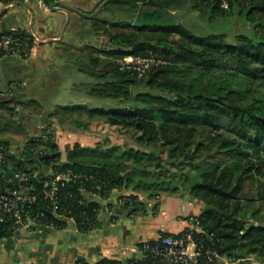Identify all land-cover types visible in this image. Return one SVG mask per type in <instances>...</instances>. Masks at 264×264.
<instances>
[{
	"label": "trees",
	"instance_id": "16d2710c",
	"mask_svg": "<svg viewBox=\"0 0 264 264\" xmlns=\"http://www.w3.org/2000/svg\"><path fill=\"white\" fill-rule=\"evenodd\" d=\"M178 10L192 11L198 20L205 15L212 22L230 20L233 28L239 17L245 28H232L231 39V31L200 29L198 34L197 25L186 27L175 18ZM75 15L88 22L81 25L83 34L102 36L109 46L69 44L76 49L68 59L83 70L107 74L109 79L93 90L118 105L65 109H83L130 130L135 146L75 143L61 160L50 135L27 137L17 153L8 154L0 193L18 187L14 174L23 173L36 195L28 209L37 215L35 229H62L72 220L88 232L100 207L84 192L107 198L113 189H129L134 193L118 198L134 214L144 207L138 192L157 200L151 191H167L214 208L187 217L198 220L195 238L204 247L239 264H250V256L264 264V0H109L94 17ZM127 55L154 56L163 63L138 77L120 69L117 59ZM132 86L144 90L132 94ZM22 104L0 98V131L17 132L14 105ZM0 142L9 146L7 139ZM53 188L52 198H45L44 190ZM9 226L4 224L3 236L12 234ZM144 261L150 263V257L128 264ZM79 262L123 264L105 258Z\"/></svg>",
	"mask_w": 264,
	"mask_h": 264
},
{
	"label": "crops",
	"instance_id": "0c3cea01",
	"mask_svg": "<svg viewBox=\"0 0 264 264\" xmlns=\"http://www.w3.org/2000/svg\"><path fill=\"white\" fill-rule=\"evenodd\" d=\"M58 1L82 10V0ZM24 3L26 7L18 3L6 7L0 0V34L14 29H25L30 30L37 39L27 56L0 57V94H2L0 98L14 97L15 100L23 103L14 106L13 118L19 124L17 132H21L26 138L41 136L47 124L56 126L54 121L56 119L60 125L74 126L59 129L56 126L52 128L53 137L50 135L58 147L61 160H65L66 148L72 147L75 143L82 147H95L84 145L80 140L84 138L81 132L90 130L93 115L96 116L83 109L70 111L65 109L77 105L93 107L84 103L85 97H82L81 102L77 104L69 102L60 105L54 100L59 98V89L65 81L64 76L69 74L74 77L77 70L90 72L79 68L68 59V54L75 49L69 48L71 42L67 45L66 40L72 35L70 33H75L77 29L79 37L87 45H93L96 36L83 34L80 20H74L75 13L70 12V21L65 33L61 40L54 41L53 39L61 36L66 13L61 9H50L42 0H25ZM72 20L75 25L70 27ZM71 86L74 89L78 85L72 82ZM83 96H85L84 92ZM46 102L50 107L42 111V104ZM32 104H36L41 109V112L36 114L39 119L34 120L35 113L29 108ZM21 110L24 112L23 115H17ZM76 113H84L88 119L75 118ZM23 118H28L30 123L27 124L28 122ZM32 120L34 122H31ZM79 122H85L86 127L79 126ZM80 135V139L77 140ZM129 193L134 192L129 189H113L107 198H102L84 192L87 200L97 202L100 207L95 227L88 232L78 230L72 220H69L62 229L44 227L29 232L16 230L10 236H3L2 232L0 264H79V261L94 263L104 258L128 264L140 258L141 242L154 240L162 233L176 235L186 227L187 217L198 214L203 208L201 202L190 201L178 194H166L155 200L149 198L147 194L142 195V192H138V198L141 203L143 202L144 207L142 208L141 205V210L130 214L127 208L122 207L118 198ZM156 202L157 206H155ZM248 259L250 264H260L254 256ZM214 264H239V261L219 256Z\"/></svg>",
	"mask_w": 264,
	"mask_h": 264
},
{
	"label": "built area",
	"instance_id": "2783aa9c",
	"mask_svg": "<svg viewBox=\"0 0 264 264\" xmlns=\"http://www.w3.org/2000/svg\"><path fill=\"white\" fill-rule=\"evenodd\" d=\"M1 1L8 7L17 1L24 2L25 0ZM222 5L226 7L225 3ZM27 33L18 29L1 33L0 57L27 56L36 43L34 38ZM117 61L121 70L135 73L137 76H142L149 69L163 63L160 58L142 55H127ZM48 133H43L41 136L46 138L50 134ZM9 152V146L0 142V171L7 161ZM67 176V174L62 175L64 179ZM14 178L19 182L18 187L7 193H0V222L3 226L5 223H10L9 227L13 231H33L37 226L35 221L37 215L33 217L28 209L36 199V195L31 192L32 186L24 183L27 179L23 173L16 172ZM54 190L55 188L44 190V197L52 198ZM198 230V220L195 217H190L185 230L180 235L164 234L154 240L141 242L139 246L140 258L150 257V263L144 261L141 264H214L219 255L215 250L204 247L203 243L195 238V233Z\"/></svg>",
	"mask_w": 264,
	"mask_h": 264
},
{
	"label": "rangeland",
	"instance_id": "374dc122",
	"mask_svg": "<svg viewBox=\"0 0 264 264\" xmlns=\"http://www.w3.org/2000/svg\"><path fill=\"white\" fill-rule=\"evenodd\" d=\"M102 0H82V11L88 12L87 10H93L97 7V5L101 2ZM120 12L116 11L114 12V16H117ZM76 14V13H75ZM73 15V18H77L76 15ZM196 14V13H195ZM175 18L181 22L183 25H185L186 27H194L193 30L195 33H201L199 30L203 29V30H210V31H218V32H229L232 30L233 25L230 20H221L220 22V17L215 20L214 22L210 21V19L208 18V15L203 16L200 20L197 19V16L193 14L192 11H185V10H178L175 13ZM80 20V19H79ZM220 22V23H219ZM80 25L87 27L88 26V22H84L80 20ZM79 28V26H78ZM245 27L241 22V19L239 17L236 18V22H235V26L233 28V31H237L239 29L243 30ZM233 31L230 32L229 34V38L231 39V37L233 36ZM79 30L77 29L75 31V33H70L72 34L71 36H69L66 40L67 45L71 42V44H73V46L76 45V47H81L83 40L79 37L78 35ZM71 40V41H70ZM73 40V41H72ZM105 42V38L102 36H96L95 39V43L94 45H96L98 48H103L102 44H100L99 42ZM70 44V45H71ZM90 44V43H89ZM70 48V47H69ZM75 48V47H74ZM76 49V48H75ZM118 60V59H117ZM118 62V61H117ZM78 69V68H77ZM92 71L88 72V73H84L80 72V71H75V76L73 77L72 75H67L63 77V86L59 89L60 93H59V98H56L54 100H57V102L60 103V105H66L69 104V102H72V104H77L80 103L82 100V97L84 99V103H86L88 106H98V107H106L109 108L111 106H115L118 105L114 100H109L105 99V98H101V97H97L95 95V92L93 89H95L96 87H98V85L104 83L105 81H107L109 79L107 74H103L101 69H99L98 71H94L93 73H91ZM97 73V74H96ZM141 77V76H138ZM72 82H76L77 83V88H72L71 83ZM66 83V84H65ZM131 93L134 94L138 91H143L144 88L142 87H131L130 88ZM76 91V93H75ZM90 91V92H89ZM92 91V92H91ZM83 92L85 94V96H83ZM71 100V101H69ZM57 103V104H59ZM16 106V105H14ZM127 106V104H126ZM50 107V105L46 102L45 104H42V111H46L48 108ZM30 110L35 113L33 114L34 120L39 119V117L36 114H39L38 112H41L39 106H37L36 104H32L29 105ZM24 113L23 110H21V112L17 115L22 116ZM5 115H7L5 113ZM16 117V116H15ZM75 118L78 119H84L87 120L88 117L86 114L81 113L78 114L76 113ZM24 120H26L29 124L30 120H28V118H23ZM34 120H32L31 122H34ZM53 121V120H52ZM56 122V126L59 129L60 127L66 128V127H74L72 125L67 126V124L64 125H60L57 122V119L54 120ZM55 126V125H54ZM55 126V127H56ZM80 126V125H79ZM53 127L50 123L47 124L43 129L44 131L42 133H48L49 135H51L53 137V129L55 128ZM57 129V130H58ZM42 130V129H41ZM60 131V130H59ZM83 133L84 138L81 139L80 141L84 144V145H90V146H100V147H110V146H114V145H118L121 148H125L126 146H130V145H134L133 141L130 139L131 138V131L128 129H121L118 126H113V125H109L108 123L105 122L104 117H102L101 115H93L91 124H90V130H88L87 132H81ZM27 134V133H26ZM81 135L79 137H77V140L80 139ZM0 139H7L9 142V149L11 151V153H17L18 150L21 148V146L24 144L25 140H26V136L24 134H22L21 132H14V131H10V130H6V131H0ZM42 147V146H41ZM173 169V168H172ZM152 171L156 172L155 168L151 169ZM136 177H139V175L137 174ZM167 179H169V177H165ZM155 179V178H154ZM153 193H158V197L157 200H159L161 198V196L166 195L167 191H162V190H153L151 191ZM142 195H146V193H142ZM34 231V230H33Z\"/></svg>",
	"mask_w": 264,
	"mask_h": 264
},
{
	"label": "water",
	"instance_id": "95a60500",
	"mask_svg": "<svg viewBox=\"0 0 264 264\" xmlns=\"http://www.w3.org/2000/svg\"><path fill=\"white\" fill-rule=\"evenodd\" d=\"M108 1L109 0H103L101 3H99V5L91 13L82 11L81 9H79L77 7L71 6V5L67 4V3H64V2H61V1H58V0L50 2L48 4V7L50 9H61V10H63L66 13V19H65V22H64L63 27H62L61 36L58 39H53V40L54 41L61 40L63 34L66 31L68 23L70 21V12H74V13H76V14H78L80 16L86 17V18H91V17L96 16L99 13V11L105 6V4L108 3ZM16 3L26 7V5H25V3L23 1H17ZM28 33L34 38L35 41H37L36 36L30 30H28ZM40 42H42V41H40ZM109 100H112V99H109ZM47 156H49V155H47ZM33 160H34V162L36 163L37 166H40L41 163H40V161L38 159H33ZM167 162H171V161L167 160ZM9 174L10 173L7 171L6 172V176H9ZM210 209H214V208L211 207V206H206V207L203 208V211L210 210ZM3 230H4V226L0 222V235L2 234Z\"/></svg>",
	"mask_w": 264,
	"mask_h": 264
},
{
	"label": "flooded vegetation",
	"instance_id": "af4514ba",
	"mask_svg": "<svg viewBox=\"0 0 264 264\" xmlns=\"http://www.w3.org/2000/svg\"><path fill=\"white\" fill-rule=\"evenodd\" d=\"M102 1H103V0H102ZM102 1H101V2H102ZM101 2H100V3H101ZM98 5H99V4H98ZM98 5H97V6H98ZM93 11H94V10H93ZM99 43L103 45V46H102L103 48L109 46V43L107 42L106 39H105V42L103 41V42H99Z\"/></svg>",
	"mask_w": 264,
	"mask_h": 264
}]
</instances>
